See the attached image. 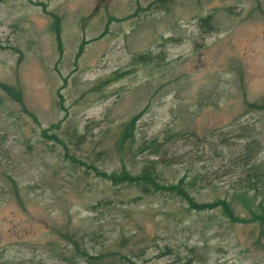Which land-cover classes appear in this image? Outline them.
Here are the masks:
<instances>
[{
    "label": "rangeland",
    "instance_id": "1",
    "mask_svg": "<svg viewBox=\"0 0 264 264\" xmlns=\"http://www.w3.org/2000/svg\"><path fill=\"white\" fill-rule=\"evenodd\" d=\"M1 82L0 264H264V0H0Z\"/></svg>",
    "mask_w": 264,
    "mask_h": 264
},
{
    "label": "trees",
    "instance_id": "2",
    "mask_svg": "<svg viewBox=\"0 0 264 264\" xmlns=\"http://www.w3.org/2000/svg\"><path fill=\"white\" fill-rule=\"evenodd\" d=\"M210 21H211L210 14L200 16L201 24H203V22L209 23ZM59 26H60V16L55 15L53 17L52 27H53V30L57 33L59 32ZM143 54L144 53H141L139 56L140 57L144 56ZM0 84L9 93L16 96V98H20L21 96L20 90L16 89L15 87L9 86L3 82H1ZM249 106L255 107V108H264V96L261 102H249ZM134 118L135 117H133L130 121L126 122L123 135H122L123 140H125V138L130 135V129L132 128V122L134 121ZM56 125H58V123ZM48 129H43L42 132L44 135H46L49 138L59 139L57 134L48 133ZM154 161L155 160L151 159L149 162L150 164H146L139 174H131L128 171L123 169V170H119V172L109 174V178L112 180L113 184H119V183L126 182V181L133 183V184H137L142 191L151 189L152 191L169 190L171 192L179 193L181 194V196H184L187 199L190 207L197 208V209L211 207L219 203L223 205L224 211L228 215H230V217L233 216L231 210H229V207H230L229 202L224 198H217L216 200L210 201V202H199L195 200L193 196H191L189 192L186 190V186L183 185L182 177L178 180V182H173V183H164L160 181L157 177V171H155ZM251 188H254V187L247 185L245 188V191ZM245 191H242L240 195L241 196L243 195L244 197ZM263 218H264V214L260 216V220L264 221ZM79 251H80V255L82 257H85L91 264H112V258L109 259L110 261L104 260L103 253L92 255L86 249H79Z\"/></svg>",
    "mask_w": 264,
    "mask_h": 264
}]
</instances>
